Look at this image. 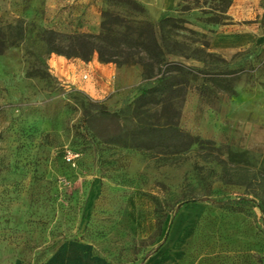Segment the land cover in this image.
Instances as JSON below:
<instances>
[{
    "label": "rangeland",
    "instance_id": "obj_1",
    "mask_svg": "<svg viewBox=\"0 0 264 264\" xmlns=\"http://www.w3.org/2000/svg\"><path fill=\"white\" fill-rule=\"evenodd\" d=\"M105 10L159 21L110 0H0V24L25 29L0 55V264H264V0H178L194 32L164 47L188 72L173 73L178 126L211 143L176 155L106 144L83 121L99 102L130 124L160 75L47 51L44 29L98 34ZM228 151L247 159L232 179Z\"/></svg>",
    "mask_w": 264,
    "mask_h": 264
},
{
    "label": "trees",
    "instance_id": "obj_2",
    "mask_svg": "<svg viewBox=\"0 0 264 264\" xmlns=\"http://www.w3.org/2000/svg\"><path fill=\"white\" fill-rule=\"evenodd\" d=\"M110 1L127 5L137 15L146 13L145 7L137 0ZM182 11L186 10L183 8ZM185 23V19L174 16L164 17L154 23L105 10L102 12L101 32L98 34H63L53 29L43 30L42 40L49 54L55 53L83 62H89L97 54L100 63H114L118 67L141 66L143 79L160 75L154 86L143 90L134 100L130 124L122 123L118 113L108 111L99 102L84 106L83 121L102 142L141 152L160 151L175 155L193 147H209L211 142L201 140L178 126V97L185 94L186 78L183 81L177 80V74L173 73L184 77L188 72L168 60L167 54L170 52H165L164 47L167 41L175 43V37L181 32L194 33ZM215 23L220 24L219 21ZM24 36L25 29L21 21L16 24H0V55L17 45ZM92 107H95L94 111ZM227 155L219 163L222 165L223 177L232 179V170L238 171L242 164L247 163L246 154L228 151ZM254 177L261 179L260 186L264 190V167ZM261 201L264 202V199ZM226 204L230 207L246 205L240 200ZM161 231L159 226L156 236H160Z\"/></svg>",
    "mask_w": 264,
    "mask_h": 264
},
{
    "label": "crops",
    "instance_id": "obj_3",
    "mask_svg": "<svg viewBox=\"0 0 264 264\" xmlns=\"http://www.w3.org/2000/svg\"><path fill=\"white\" fill-rule=\"evenodd\" d=\"M138 2H140L145 9L148 11L149 15L152 17V19L154 20H160L164 17L167 16H171L173 14L174 8H176L177 4H178V0H137ZM97 55H94V58ZM77 64L81 65L83 64V66L88 67V65L91 63H87V62H83L79 59H76ZM104 66H108V65H112V68H110V70L112 69H119L120 68H116V66H113V64H103Z\"/></svg>",
    "mask_w": 264,
    "mask_h": 264
},
{
    "label": "built area",
    "instance_id": "obj_4",
    "mask_svg": "<svg viewBox=\"0 0 264 264\" xmlns=\"http://www.w3.org/2000/svg\"><path fill=\"white\" fill-rule=\"evenodd\" d=\"M79 154L76 153V152H71V151H68L65 158L66 160L70 163V164H73L75 165V162H76V158H78Z\"/></svg>",
    "mask_w": 264,
    "mask_h": 264
}]
</instances>
